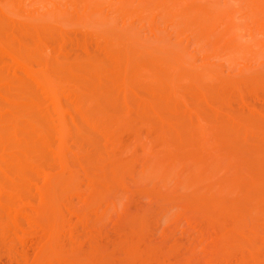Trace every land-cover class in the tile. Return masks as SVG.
I'll list each match as a JSON object with an SVG mask.
<instances>
[{"label": "bare ground", "instance_id": "obj_1", "mask_svg": "<svg viewBox=\"0 0 264 264\" xmlns=\"http://www.w3.org/2000/svg\"><path fill=\"white\" fill-rule=\"evenodd\" d=\"M164 17H166L165 22L169 21L172 25L182 22L186 25L199 26L205 32L204 37L207 35L208 38L214 37L216 27H221L223 32L225 29L220 40L223 41L227 35L231 36V38L227 37L228 41L224 43L225 46L227 45L225 48L229 50L227 52L234 49L235 52H239L242 47L246 48L247 43L245 46L243 44L245 42L240 40L246 36L254 38V46L257 47V44L264 46V0H0V242L14 243L20 227L25 225L23 224L24 214L36 216L32 217L31 221L26 217L29 221L26 224L32 225L33 219L36 218L34 220L36 223L33 225L42 230V232L39 230L41 233L38 235L43 233L42 238L40 235V239L37 238V243V239L35 240L36 247L33 245V249L26 251L27 253L24 252L25 255L21 259H18L17 255L16 259L20 260L19 264H96L102 261L110 264L113 262L112 259L115 260L113 264L166 263L157 251L150 250L142 239L139 241L137 234L135 240L131 238L129 241L127 236L124 239L120 236L119 241L116 240L120 247L119 253L122 250V254H117L116 257L121 255L122 258H112L113 256H109L108 252L104 254L101 247L99 248V245L97 247L95 237L93 239L96 244L93 243L90 250L87 249V253L84 249L82 252V247L77 243L76 238H70V235L68 236L70 244L68 241L62 242L66 236L65 228L70 226L68 218H65L64 210L74 208L71 202L74 195L77 198L79 194L82 195V190L78 185L80 174L87 182V194L84 200L81 199L82 203H86L77 206L76 215L79 218L89 215L94 210L97 213L101 199L105 204L104 198H101L105 192L111 191V197H113L115 196L114 191L117 193L126 190L122 181L126 179V185L128 181H133L131 177L133 170H130L132 158L129 155L133 154L134 149L131 153L128 149V155L124 154V157L122 156L123 151L126 150L117 142L120 139L118 132L122 133L123 128H129V131L131 129V135L138 140L142 148L146 149L149 145L148 151L153 149L150 146L154 143V150L162 156L161 158L157 154V157L155 152L151 151L153 156L155 154L156 158H160V160H155L154 156L155 163L162 160L163 165L167 163L172 166V162L177 164L175 160L178 163L190 160L193 163L194 161L193 165L198 167V171L197 167L192 165L193 172H198L200 179L204 177L205 171L207 176L209 169L213 170L215 166H222L219 158L220 161L225 157V159L228 158L230 163H226L222 168L226 169L223 177L229 172V176H226L230 177V180L228 179L223 184H228L233 190L228 189V192H236L235 201L225 205L221 202L222 200H219L221 196H218L217 190H221V185L218 182L217 194L210 192L215 188L212 185H216L214 183L219 179L218 176L216 180H213L214 183L212 182L211 170L208 172L211 182L207 178L210 185L207 181L208 186L205 187L203 184L208 190L198 187L206 193V195L202 194L205 199L196 200L199 204L191 201L186 194H183L186 197L182 199L187 207L190 205L189 208L197 204L198 208L193 209L200 208L202 212L207 213L206 215L211 213L213 217L209 219L212 226L216 225L218 228L221 222V227L228 228L227 235L226 232H224L225 236L221 234L226 241L224 238L220 237V239L224 241V248L227 244V246L233 245L240 249V261L243 264L245 262L246 264L263 263L256 250L262 243L264 244V219L260 224L257 220L256 227L254 222L251 224L252 228L248 224L247 227L249 228L250 225V230L247 228L246 233L242 229L244 226H240L238 224L240 220L237 219L239 209H247L253 216L257 213L260 215L261 211L263 214L264 211V127L248 126L246 118L239 115L229 117L231 121L236 119L237 124L232 121L236 126L224 124L219 128V126L205 124L206 121L204 122L202 114L197 109L199 101L210 102L212 93L219 90L227 94L231 88H234L238 89L239 95L241 90L236 82L221 79V72L217 74L216 69L209 66L211 63L208 61L205 66L203 63L204 67L197 68L194 66V60L191 63L187 59V52L183 50L184 48L179 50L174 48L172 51L169 46L168 50L165 47L167 41L165 39L163 41L159 33L157 34L159 21L155 20V18ZM246 18L250 24L248 20L245 22ZM240 19L244 22L242 23ZM135 20L136 23L137 21L138 23L143 22V27H148L150 33L154 32V34L151 33L154 35L153 39L155 36L158 38L155 37L154 41L151 39V43L138 40L137 36L140 37L137 34L140 32L137 33L135 31L137 29L132 26ZM239 20L243 27L250 25L251 28L245 27L246 30L245 28L240 30L241 25L237 24ZM126 21L129 23L125 24ZM147 22L150 27L147 26ZM255 32H259L257 34L261 35L262 40ZM79 35L81 37L77 38ZM185 36L183 34V37ZM91 38L95 45L103 51L102 55L96 56L86 51L89 44L87 41L90 42ZM236 39L240 42V47ZM69 43L70 45L77 43L84 54L79 55V52V54L72 55L73 57L69 56L67 48ZM261 45L259 48H264ZM228 59L232 60L227 61L230 63L228 65H236H233L234 59ZM261 74L254 77H259ZM183 83L187 84L188 88L183 86ZM185 91L192 94L193 98L189 99L190 104L184 96ZM194 95L196 101L193 102ZM66 101H70L69 105ZM153 116L157 119H152ZM239 122L241 126L238 128ZM139 125L145 126L147 136L153 132L152 134L155 135L152 137L153 142L151 138L141 140L144 139V135L143 132L139 135L140 131L136 129ZM242 132L245 140H252L253 137L263 138L262 143L251 144L254 154L261 157H253V165L247 169L244 158L241 159V153L238 151L241 150L238 147L240 145L231 143V140L234 141ZM139 136L142 138L139 139ZM226 137L228 139L225 140L226 144L221 143L219 138L226 139ZM134 142L136 143L135 140ZM102 146L107 151H104ZM137 146L135 144L133 148ZM223 151H225V156L222 154ZM146 155L148 157V153ZM151 159L152 157L147 159L148 162L142 159L145 163L143 165L142 162L140 166L144 171L150 166ZM229 164L233 168L228 167ZM129 171L130 178L129 175L124 178ZM122 185L125 188H121ZM238 190L241 191L238 192ZM36 192L38 199L36 204H33V196ZM106 194L108 198L104 195L105 201H108L107 204L110 205V194ZM155 196L159 198L158 193H155ZM213 196L216 197L213 198ZM78 200L80 202V198ZM242 203H246V205L243 204L245 208H241ZM28 205H31V208L27 207ZM32 205L35 209L33 213ZM26 207L31 209L29 210L31 213H24L28 211ZM21 216L24 218L21 219ZM141 217L136 218L137 223L136 219L129 222L132 226H127L134 233L131 230L128 233L135 235V232H140L144 227L147 229V222L143 223ZM222 218L223 222L220 221ZM257 224L262 225L263 229L258 228ZM124 225L125 223L122 229ZM17 227L19 228L15 230ZM260 228L263 236L258 238L261 245L256 246L257 239L252 237V233H260ZM255 233L254 235L257 236ZM217 241H219L218 236ZM10 246L13 245L10 244ZM217 250L212 249L211 255L209 253L210 257H207L210 260L213 259L212 262L207 260L210 264L221 262L223 256H220V261L217 258L220 252H225L226 257V251L223 250V252L219 248ZM213 251L216 252L215 255ZM112 254L115 257L114 251L110 253ZM212 254L218 261H215ZM192 260L194 261L191 256L182 261V264H195Z\"/></svg>", "mask_w": 264, "mask_h": 264}, {"label": "rangeland", "instance_id": "obj_2", "mask_svg": "<svg viewBox=\"0 0 264 264\" xmlns=\"http://www.w3.org/2000/svg\"><path fill=\"white\" fill-rule=\"evenodd\" d=\"M152 16H153V14L151 15V17ZM153 20H154V18H153ZM155 20L157 22L159 21L157 23V25H159L158 30H157L158 31L157 34L159 33L158 35H160V37L163 39V41H165V40L167 41V42H165V44L167 45L165 47L168 50H169V48H168L169 46H170V50H172V51L174 48H175V50L176 49L179 50V49L184 48L183 50L184 51L186 50L185 52H187L186 55L188 57L186 55L185 56L187 57L188 60H190V62L192 60H194V63H195L194 66H196L197 68H201V66H203V63H205L204 64V66H205L206 62L208 61L209 63H211V65H209V66H212V68L214 67V70L216 69L217 74H219L221 72V74H220L221 79L223 78L224 80H227V81L231 80L233 82H236L238 85V88L241 90L240 95L237 91L238 89H234V88H231L227 94L225 92L220 91V90L213 92L211 95L212 98L209 100L210 102H208V103L205 101H199V99H198L199 103L197 105V109L199 110V113L202 114L201 116H202V119L204 118V122L206 121L205 124H207L209 126H211V125L212 126H219V128H220V126H224V124H226V125L228 124L230 126H233V125L236 126V124H237L235 121L236 119L235 120L232 119V121H234L236 123L235 124L231 121V118H229V117H231V115H234V116L239 115L241 117L246 118L245 120H246V123L248 126L250 125L252 127H255V126L264 127V48H259V46L261 44H259V45L257 44V47L254 46L253 45V44H255V42L253 41L254 38L252 39L251 38L252 36L251 37L249 36L252 39V41H251V39L245 35L246 37H244V39H240L241 41L243 40V42H245V43H243V42H241V43H243L245 46L247 43V47H248V46H250L251 42H253L251 44L252 47L251 46L248 48L244 47V49L242 47L241 48L242 50H240V49H239L240 51L238 50L239 52H235L234 51L235 49L231 52H227L229 50L225 48V47H227V45L225 46L224 43H227V41H228L227 37L229 38L230 35L229 36L227 35L223 41L220 40L221 35H223V33L225 32L224 28H223L224 29V32H223L221 27H219L220 29L218 27H216V31H215L216 33H215V35L213 34L214 37L208 38L209 36L206 37L207 35L204 37L203 33L205 34V32L199 26L192 25V24L186 25L185 23H182V22H180L179 24L176 23V24L172 25V24H170L171 22L169 23V21L165 22L166 17L159 18V19L155 18ZM240 20H242V19H240ZM240 20L238 23L237 22L236 23L241 25ZM247 20L248 19L246 18L245 22ZM128 21L132 22V20H128ZM129 22L126 21L125 24L126 23L128 24ZM243 22L244 21L242 20V23ZM133 24H132V26H134L137 29L135 31H137V33L140 32V34L139 33L137 34L140 37V38H138V36H137L138 40L141 39L142 42H144L146 40L145 42L149 41L148 43H151V39H152V41H154L155 37H157V36H155L153 39L154 35H151L152 32L150 33L148 31L149 30L148 27H145V28H147L145 30V28L143 27V22L138 23V21H137V23H136V20H135V23L133 21ZM147 24H148V22H147ZM249 24H250V21H249ZM244 25H245V23H244ZM256 25H257V23H256ZM259 25H260V23H259ZM261 25H262V23H261ZM121 26H123L122 23H121ZM145 26H146V22H145ZM147 26H149V24ZM245 27H247V25H245L243 27V24H242L240 27L241 28L240 30H242ZM247 28H251V26L249 25V27H247ZM245 30H246V28H245ZM242 33H244V32H242ZM249 33H250V31L248 32V34ZM253 33H254V31H253ZM257 33L259 34V32H255V34L257 36H259V38H260L261 35H258ZM152 34H154V32ZM183 34H184V36L187 34L188 35H187V37L186 36L183 37ZM189 34H191V35L189 36ZM191 36H192V38H191ZM78 37H81V36L79 35V36H77V38ZM230 38H231V36H230ZM255 38L258 39V37H255ZM188 39H189V41H188ZM249 39H250V43H249ZM260 39L262 40V38H260ZM90 40H91L90 42H89V40L87 41L89 44L87 46L88 49L86 51H89L90 53L92 52V54L96 55V56L102 55L103 51L100 49V47H97L95 45V42L92 38ZM233 40H235V39L233 38ZM236 40L238 42V39H236ZM229 41H231V40H229ZM255 41H257V40H255ZM237 42L235 41L236 44H237ZM238 44L240 47V42H238ZM67 45L69 47H71V48L67 47L68 52H69V54H68L69 56L73 57L72 55H74L75 53L79 54V52H80L79 55L84 54V52L81 50V46H78L77 43H76L77 46L76 45H70V43ZM244 45H242V46H244ZM262 46L263 45H261V47ZM74 51H76V52H74ZM227 57L234 59L235 63L233 61V65H235V64L236 65L235 66H232V64L228 65L230 63L227 62L229 60ZM229 61H232V60H229ZM208 62H207V64H208ZM206 67H208V66H206ZM259 74H261L259 77H254V76H257ZM250 76H252L254 78H249ZM182 85L187 87V84H185V83H183ZM184 96H186V98H187L186 100H188V103H189V99L193 98L192 94L187 93L186 91L184 92ZM194 97H195V95H194ZM192 101L193 102L196 101V97ZM66 103L69 105L70 101H68V102L66 101ZM72 103H73V101H72ZM203 115H204V117H203ZM150 117H151V115H150ZM150 117H149V119H150ZM153 118H154V116L152 117V119ZM155 118L157 119V117H155ZM109 120L111 121V119H109ZM260 120H262L263 122ZM240 121H241V119H240ZM243 121H244V119H243ZM105 122H107V120ZM105 122H103V123L105 124ZM111 124H112V122H111ZM240 126L241 125L239 122L238 128ZM143 128H144V130H143ZM136 129H137V131L138 130L140 131L139 135H142L141 132H143L144 139H141L142 141L143 140L145 141V138H147V140L148 139L150 140V138H151V141H152V137L155 136L152 134L153 132H150V134H148V136H147L146 135L147 130H146L145 126L143 127V125L142 126L141 125L136 126ZM123 131H122V133L118 132V134H119L118 138H120V139H118L117 142L120 143V146L123 145V149L126 150V151L122 150L123 151L122 156H124V154H125V156L128 155V151H127L128 149L130 150L129 151L130 153L134 149V151L132 152L133 154L131 156L129 155V157L132 158V162H131L132 164L130 163V167H131L130 170L131 169L133 170V171H131L132 172L131 177H132L133 181L135 180L136 184L133 183V181H128V183L126 185L125 181H127V180L126 179L124 180V178L128 175H129L128 177L130 178L131 173H130V171L128 172V174L125 173L126 175H124V178H123L124 182L122 181V183H124L123 185L126 187V190L124 189L120 192L118 191L117 193H115V191H114L113 195H115V196H113V197H111V191L105 192L104 195L107 196V198H108V195L106 193L110 194V201H109L110 205L107 204L108 201H105L106 197H104V195H102L101 198H104L105 204H103L102 199H101V202L99 203V209H97V213L94 210V211H91V213H89V215L87 214L88 217L86 215V216L79 218L76 215L78 212L77 206H79V204L82 205V204L86 203V202L82 203L81 199L85 198L86 194H87V190H86L87 189V185H86L87 182L84 181L85 179L83 177H81L82 174H80V177H78L79 182L78 181L77 182H78V185L80 186V189L82 190V195L79 194L80 197L78 195V198H80V202H79L77 196L74 195L71 199V202H73L72 204H74V208L72 207L73 209H65L64 210L65 218L66 219L68 218L67 221H68V224L70 226L69 225H68L69 227L66 226L65 233H64L66 236L64 237L65 239L62 242L63 243H64V241L69 242L70 238H76L77 243H79V245L82 247V252L84 249L85 253H87V249L90 250L91 245H93V243L94 244L97 243L96 244L97 247L99 245V248L101 247L100 248L101 251L103 250L102 252L103 253L105 252L104 254H107L106 252H108L109 256H111V257L113 256L112 258H119V257L122 258L121 255L119 257H116L117 254L118 255L122 254V250L120 251V253L118 251V250H120V247H119V243L117 241H119V239L122 236H123L122 239L126 238V236H127V238H128L127 240L131 241V238H132V240H135L136 234H137L139 241L142 239L143 240L142 242H145L144 243L145 245L147 243L146 246L149 247L150 250L153 249V250L157 251L158 255L161 256L162 259L164 258V260L166 262L165 264H180V263L182 264V261H185L186 258H189V257L191 258V256L194 259V261L192 260L193 263L195 262V264H196V261H197V264L198 263L199 264H207V263H209L207 260H209L211 262L213 261V259L210 260L208 258L210 257L212 249H214V248H216V251H218L217 249L219 248L220 250H222V251L224 250L227 252L226 257H225V252L223 251L224 253H222L219 250V252H220L219 257H217V258H219V261L221 260V257L223 256L222 260L219 264H243V262L240 261V249L233 247V245L227 246V244H225L226 247L224 248L223 244H224V241H226V239L222 235H224V232H226V235L229 233V232H227L228 228L224 229L223 227H221V225H220L221 222L219 223V227H218L219 229L216 227V225L212 226L211 220L209 219V218L213 217V216H211V213H209L210 215H206L207 213L202 212V209L200 210V208L199 209H193L194 207L198 208V206H196V205L199 204V201L201 199H205V197L203 196V195H206V193H204V190L207 191L208 189L204 188L203 184H205V187H206L208 179L210 182H211V180L213 182V180H216V178H218V176H219L218 181H216L215 183L213 182V183L216 185L219 183V185H221V190H217L219 185H217V186L212 185V186H215V188L213 190H210V192L215 194V192L217 190L219 192L218 196H221L219 200H222L221 202L224 203L225 205L231 204V202L235 201V199L237 198L236 192L235 191H234V193L228 192V189H230L229 191H233V190L231 188H229L228 184L227 185L223 184L224 182H227V180L230 178V177L227 178V176H226V175L229 176V172L223 177V175L226 173V169L222 168V167H225L226 163L227 164L230 163L228 161V158L225 159L226 158L225 157V158H223V160L221 159V161L219 158V162L222 163V166L218 162L219 163L218 165H220L221 167L215 166L214 169L212 168L213 170H211V169L208 170V172L211 170V172H210L211 180L208 176L209 175L208 172H207L208 177L206 176V171H205V175H204V177H206V178L204 179V177L202 176V178L200 179V175L199 176L197 175L198 172L197 173H196V171L193 172V168H194L193 166H195V165H193L194 161H193V163H191L192 160L188 161L189 163L184 162V161H180L179 162L180 164H179L175 160V163H177V164H173V162H172V166H171V164L167 165V163L166 164L164 163L165 165H163L161 163L162 160L159 162L157 161V163H155L156 162L155 160H157V159L160 160V158H156V156L158 157L157 154H159V153L154 150L155 149L154 143H152L153 146L151 145L150 147L153 148V149H151L152 153L155 152V154H156V156L154 154V156L156 158L155 160H153L154 156L151 153V151H148L149 145L146 146V149L142 148L140 146V144H138V140L135 139V137L131 135V133H132V132L130 133L131 129L129 131V128H125V129L123 128ZM212 132H214V130ZM215 133H216V131H215ZM122 134H124V135H122ZM129 135H130V137H129ZM116 136H117V134H116ZM145 136H147V137H145ZM237 136L238 137H236L234 139V141H232L230 139V137H229V139L231 140V143L237 144V146L240 145L238 147L241 150H238V148H237V150L239 151V153H241V159H242V157L244 158V162L246 163V169H247L248 167L253 165V162H252L253 157H256V158L261 157V156L258 157L259 155L254 154L255 152H254L253 146L251 144L252 143L256 144L257 142L262 143L263 138L253 137L252 140H248V139L245 140L243 132ZM140 138H142V136H139V139ZM232 139H233V137H232ZM134 140L136 141V143L134 142ZM219 140H221L220 141L221 143L226 144L225 140H228V139L226 137V139L225 138H219ZM230 140L228 141L229 144H230ZM151 141H150V143H151ZM103 143L104 142H102V144ZM134 143L136 144V146H137V144L139 146H137V148H133V146L135 145ZM263 144H264V142H263ZM108 145L109 144L107 142V146ZM117 146H118V143H117ZM103 147L104 146H102V149L104 151H107V149L105 150V148H103ZM147 147H148V149H147ZM145 150H146V152H145ZM224 152L225 151H223L222 154H224ZM147 153H148V157L146 155ZM135 154H136V156H135ZM229 154H231V153H229ZM145 155H146L147 159H150L151 157H152V159L150 160V163H151L150 166L148 167V169H145V171H144L143 167L141 168L140 165H142L143 160H145V158H144ZM225 155L226 154H224V156ZM227 155H228V153H227ZM133 156H134V158H133ZM220 156H221V153H220ZM126 158H128V157H126ZM140 158H142L143 160L142 159L140 160ZM161 158H162V156H161ZM133 159L136 161H134ZM137 159H138V161H137ZM147 159L145 161H147ZM231 160L233 161L232 156H231ZM145 161L143 162V165H144ZM152 161L154 163H152ZM235 161H234V163H235ZM237 161H238V159H237ZM163 162H164V160H163ZM169 163H171V161ZM229 166L231 168H233L232 165L229 164L228 167ZM196 167L197 166H195V168ZM201 167H203V166H201ZM235 167H236V165H235ZM145 168H147V167H145ZM231 168H230V171H232ZM242 169L244 171L243 166H242ZM196 170L198 171V167L196 168ZM204 170H205V168H204ZM227 170L229 171V168ZM240 170H241V166H240ZM200 171H201V169L199 170V172ZM214 171H216V172H214ZM230 174H231V172H230ZM231 176L233 177V175H231ZM220 177L226 179V181L224 179L222 181L221 180L222 178H220ZM210 182H208L209 185H210ZM123 185L121 188H125ZM198 187L199 188L203 187L204 190L203 189L199 190ZM209 188H211V187H209ZM92 190H90V193H92L91 192ZM84 191H85V193H84ZM236 191H237V189H236ZM239 191H241V190H238V192ZM242 192H243V190H242ZM93 193H95V192L93 191ZM155 193L159 194V198L158 197L156 198V196L154 197ZM33 194H35V192H33ZM183 194H186L187 197L191 201H195V202H196V200H199V201L196 202L197 204L194 205L193 208H189L190 205H189V207H187L185 202L182 199V197L184 199L186 197V195H183ZM216 194H217V192H216ZM211 196L212 195L210 194V197ZM238 196H239V194H238ZM33 197H34L33 204L34 203L36 204L37 199H38L37 192H36V195ZM94 197H96V196H94ZM160 197L163 198V200ZM214 197H216V196H213V198ZM87 199H88V197H87ZM92 199H94V198H92ZM158 199H160L161 201ZM211 199H212V197H211ZM88 200H87V202H88ZM186 200L188 201L187 198H186ZM190 200H189V202H190ZM111 201H112L113 205H112ZM207 201L209 202V200H207ZM101 203H102V205H101ZM243 204L244 203H242V206L240 205L241 208H245L244 205H246V203L244 205ZM247 206H248V204H247ZM27 207L31 208V205H28ZM27 207H26V209L28 211L24 212V213H28L31 211V209H28ZM32 207H33V211H32V213H33L35 211L34 205H32ZM75 207H76V209H75ZM208 207H209V205H208ZM199 210L201 212H199ZM205 211H207V210L205 209ZM254 211H256V210H254ZM239 212L240 213L238 215L237 220H240V222L238 221V224L242 227L244 226L242 229H244L245 233H246V229L248 228L247 227L248 224L251 225L254 222V226H255V223L257 220L259 221L258 224H260V222H262L264 219V211H263V214H261L262 213V211H261L260 215H259V213H257L258 216L257 215L253 216L252 213H249L250 211L248 212L247 209H239ZM255 214H256V212H255ZM24 216H25V218H24ZM24 216L23 217L21 216V219L24 218L23 224H25V225L21 226L24 229H22L19 226L20 230H22V231H20V230L18 231V235L16 236V237H18L17 240L15 237L14 243L10 242V241H9V243L8 242H6V243L0 242V264H17V263L19 264L20 260L18 261V259L19 258L21 259L25 255L24 252L30 251L31 249L34 248V246L36 247V243L38 241L37 238H39V235L40 236L43 235V233L38 235V233H41L42 230L40 229V227L37 226V228H36V225H33L36 223V222L34 223V220H36V218L33 219L32 225L27 223L29 225L30 229H29L28 225L26 224V222L28 220L31 221V218L32 217L34 218L36 216H31V215H27V214L26 215L24 214ZM133 216H134V218H133ZM26 217L28 218V220L26 219ZM29 217H30V219H29ZM138 217H141L143 219V221H144L143 223L147 222L146 223L147 229H145V227H144L143 230H140V232H135V235H132V233H128L131 230V229H129L130 227L128 228V226H132L131 223H129V222H131L132 219H133L132 221H134L136 218L139 219ZM256 217H259V218L256 219ZM254 218L256 220H254ZM137 219L135 220L136 223H137ZM214 219H213V221H214ZM222 220H223V218L220 219V221H222ZM226 221H228V220H226ZM118 223H119V225H118ZM123 223H125L124 229H122ZM224 223H225V221H224ZM138 224H139V222H138ZM258 224H257V226H258ZM93 225H94V227H93ZM135 225L136 224L134 223V226ZM250 225L248 228L249 230H250ZM125 226H126V228H125ZM226 226H227V224L225 225V227ZM228 226H229V223H228ZM252 226L253 225H251V228H252ZM261 226L262 225H259L258 228ZM19 227H17L15 230H17ZM33 227H34V229H33ZM261 228L259 230L260 233L254 232L257 236H255L254 233H252L253 234L252 235L250 233L251 231L249 232L253 238L257 239L256 240L257 243L255 244L256 246L261 245L260 241L258 240V238L260 239V237L263 236V235H261V233L263 232V231H261ZM131 232H133V230H131ZM247 232H248V230H247ZM139 233H140V237H139ZM249 233H247V234L250 235ZM217 236H218L220 242L217 241ZM94 237L97 239V240L95 239L96 243L93 239ZM220 237H221V239L224 238V241H221ZM41 238H42V236H41ZM35 240H36V243H35ZM10 244H12L13 246H10ZM68 244H70V242ZM96 245H95V249L97 248ZM23 250H25V251H23ZM263 250H264V244L262 243V245L259 246V248L256 251L259 252L258 256H260L261 262L263 261V263H264V251ZM98 251H99V249H98ZM113 251H114L115 257L113 254L110 255V253L111 252L113 253ZM115 251L117 253H115ZM214 251H213V253H214ZM228 251H230V252H228ZM8 252H9V254H8ZM209 253H210V255H209ZM215 253H214V255H215ZM238 253H239V255H237ZM17 255L19 256L18 259H16ZM123 256H124V254H123ZM212 256H213V254H212ZM111 257H110V259H111ZM11 258H12V260H11ZM213 258H214V256H213ZM217 258L216 259L214 258L215 261L217 260ZM14 259H16V260H14ZM112 260H113V262L110 264H113L115 262L114 259H112ZM98 263H96V264H98ZM108 263L106 261H104V262L102 261L99 264H108ZM263 263H261V264H263ZM245 264H246V262H245Z\"/></svg>", "mask_w": 264, "mask_h": 264}]
</instances>
